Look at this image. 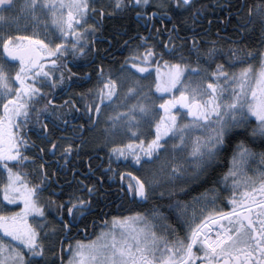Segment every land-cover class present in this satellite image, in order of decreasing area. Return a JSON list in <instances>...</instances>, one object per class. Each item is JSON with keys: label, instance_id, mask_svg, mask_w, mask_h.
<instances>
[{"label": "snow or ice", "instance_id": "6c2138e0", "mask_svg": "<svg viewBox=\"0 0 264 264\" xmlns=\"http://www.w3.org/2000/svg\"><path fill=\"white\" fill-rule=\"evenodd\" d=\"M97 3L98 0H0V170L4 174L0 186V264H46L47 261L39 230L45 212L39 199L41 192L50 186V176L44 164H40L37 182L29 180L23 169L30 164L35 166V160L27 154L29 142L21 128L34 118L42 142L50 146L53 155L59 151L65 164L80 148L72 138L60 144L50 133L49 125L55 127L57 120L68 123L64 113L58 111L62 105L47 100L42 107H36L49 95L37 86L38 77L42 78L40 84L51 88L64 80L63 75L56 78L51 70H46L45 58L54 57L51 64L55 67L67 55L83 57L90 53L89 46L95 43V34L100 31L105 16L135 12L138 18L152 21L157 12L148 15L146 11L152 7L165 9L163 14L170 20L173 17L166 11L169 7L175 16L193 14L195 18L201 12L196 0H110L107 10ZM248 16L249 23L258 19L264 27V0L254 10L249 8ZM21 19L25 27L31 23L32 35L18 34ZM41 24L44 37L36 33ZM140 39L143 53L137 49L124 62L119 78L105 76L103 68L98 69L101 79L96 89L97 103L86 106L97 118L102 106L115 108L110 128H123L133 136L137 135L142 121L154 122L155 132L146 145L141 140L139 144L112 148L117 160L131 156L139 165L145 158L143 162L148 165L170 156L174 163L164 160L170 179L183 180L188 167L204 175L235 137L250 135L252 143L256 138L264 142V51L258 54L249 51L243 58L230 51V57L239 63L230 65L233 70L229 71L217 62L220 52L214 42L201 49L193 38L186 58L183 50L177 52L169 34V43L163 48L169 56H180L178 62H172L164 59L165 52L158 53L148 44L149 37ZM157 56L163 61V72L155 59ZM254 60L259 61L257 67L253 66ZM153 63L156 64L155 91L161 94L158 107L163 114L152 111L155 104L140 102L138 79L127 88L124 97L136 103H128L126 111H119L117 80L135 73H149ZM41 114L47 122L41 121ZM181 117L191 119L185 122ZM39 150L43 152L44 148ZM252 164L257 165L256 179L247 172ZM132 180L135 183L129 182L127 191L140 201H147L158 183L155 174L147 178L132 177ZM222 182L226 187L231 184L229 211L217 206L216 188L193 197L190 205L177 202V221L183 236L158 210L153 211L151 218L140 214L114 216L110 225L105 222V229L95 240L77 241L74 247L68 245L67 264H264V152L253 151L241 141ZM80 183L83 185L80 190L90 198L71 195L66 204L57 205L69 218L65 220L61 215L65 230L77 226L78 218L90 212L91 197L99 191L95 184ZM20 203L23 207L19 212L7 208ZM29 216L41 219L35 220L33 226Z\"/></svg>", "mask_w": 264, "mask_h": 264}, {"label": "flooded vegetation", "instance_id": "af4514ba", "mask_svg": "<svg viewBox=\"0 0 264 264\" xmlns=\"http://www.w3.org/2000/svg\"><path fill=\"white\" fill-rule=\"evenodd\" d=\"M236 1L238 0H217V2H223L221 11L224 12L229 11L231 5ZM239 1H241L242 8L247 7V11L249 8L254 10V6L260 3V0ZM109 3L110 0H98L97 6L103 4L107 10ZM146 11L148 15H151V12H157V16L152 21H147V17L138 18L135 12L121 13L116 15V18L105 16L101 22L100 31L95 34V43L89 46L91 52L83 57L67 55L55 67L51 64V60L54 57L45 58L46 70H51L56 78L61 75L64 77L63 82H58L57 87L51 88L47 84L42 85L39 83L42 78H37V86L41 87L42 91L49 95L36 107L40 108L47 100H51L54 105L63 106L58 111L64 113V118L68 121L67 124H63L57 120L55 127L50 124L51 135L60 144L65 143L68 138H72L74 145H80L79 151L74 152L68 158L67 164H65L64 157L60 155L59 151L53 155L49 150L50 146L42 142L39 135L40 128L34 118L31 123L20 130L29 142L27 154L35 160V166L30 164L23 169L28 174L29 180L32 183L37 182L40 164H44L45 170L50 176V186L41 192L39 199V203L45 212V217L43 218L44 226L39 230L47 257L46 264H61V257H63V264H67L69 258L68 245L72 244L74 247L77 241L88 243L95 240L101 234V231L105 229V222L107 221L110 225L114 216L134 217L140 214L151 218L153 211L158 210L168 218L169 223L177 228L181 236L184 234L177 221L178 212L175 205L178 201L175 202L173 208L169 209L156 205L157 201L162 200V198H168L171 194H164L163 196L150 194L151 206L139 207L137 205L139 198L133 197L127 191V184L130 182L129 178L121 180V174L114 172L113 166L117 162L115 161L116 157H114L102 139L103 137L98 133L97 126L94 125V123L99 122V117L97 118L94 113L88 112L86 107L92 105L89 103L90 100H96V89L101 79L98 69L103 68L104 74L107 76L110 73L107 72L109 68H106V66L112 65L115 67L121 57L137 49L144 51L140 39L142 36L149 37L148 44L153 46L154 40L156 38L160 40L162 36H164L165 44H168V37L171 34L172 43L177 45V43L187 38L192 39V37H195V39H199L205 33L213 30L217 42L228 40L235 44L237 40L234 38V32L238 31L243 38L245 35L243 29L251 27L258 19L254 20L253 23H249L250 18H248L247 23L242 24L234 18L237 12L225 13L224 16L217 12L209 20L206 29L186 36L183 35V31L179 29V26L174 23L173 18L170 20L168 16L163 14L165 9L152 7ZM166 11L172 16L171 7L166 9ZM96 19L99 20V17H96ZM116 19L121 22L127 19L131 24L126 27H123L124 24H122L123 26H117L116 30L109 28L111 25L108 21ZM196 21L199 24V16H197ZM24 24V20L21 19L18 34L32 35L33 28L31 23L27 27ZM173 24L176 25L175 30L173 29ZM13 31H16L15 27ZM36 33L41 37L46 35L43 24L36 29ZM258 63L259 61L253 62V66L257 67ZM10 75H14V71H10ZM116 76H112V78ZM66 101L68 103H65ZM0 113H2V107H0ZM41 121L47 122L44 114H41ZM101 145L108 148V150L99 147ZM246 146L253 151L264 152V145L257 147L255 144H251V146ZM40 148H44V151L40 152ZM255 166L257 165L252 164L250 167L254 168ZM3 181L4 174L0 170V186H2ZM81 181L89 186L95 184L99 191L96 192L94 197H91L92 206L90 212L78 218L76 221L77 226L65 230L61 223V215L64 216L65 220L69 218L66 213H61L57 205L66 204L71 195L83 196L85 199L90 198L86 192L80 190L83 187L80 183ZM0 201H2V190H0ZM179 202L188 203L186 201ZM22 207V203L7 205L8 209L15 212L21 211ZM37 219L41 218L28 217L29 223L33 224V226H35L34 221Z\"/></svg>", "mask_w": 264, "mask_h": 264}, {"label": "trees", "instance_id": "16d2710c", "mask_svg": "<svg viewBox=\"0 0 264 264\" xmlns=\"http://www.w3.org/2000/svg\"><path fill=\"white\" fill-rule=\"evenodd\" d=\"M197 8L201 9V12L198 15H195V18L193 17V14H188L185 16H175L173 13V10L171 8V13L174 19V23L179 26V29L183 31V35L190 36L191 33H197L200 32V30H204L207 28V24L211 18L215 15V13H221L222 16L225 15V13L230 12H237L235 15V19L239 20V23L245 24L248 21V11L247 7L242 8L241 1H236L233 5H231V9L229 11H221V6L223 5V2H217V0H196ZM219 6V8H217ZM195 13V10H194ZM197 16H199V24L196 21ZM112 18H116V15ZM224 18V17H223ZM119 21V20H118ZM116 20H110L108 23L111 25L113 30H116L117 26H123V27L129 26L131 23L130 21H127V19H124L123 22L119 21L118 23ZM118 24V25H117ZM238 24V23H237ZM252 27V28H251ZM251 27H247L243 29L245 31V35L242 38V35L235 31L234 38L237 40L235 44L231 43L228 40H220V42H217V39L215 35L213 34V30L211 32L205 33L202 37H199V39H196L201 49L207 48L211 43H215L216 46L219 49V57L217 62L223 63L225 67H229L230 65H233L234 63L238 64L239 61L235 59V57H230V51H236L241 58L244 57V55L251 51L253 53H259L260 51H264V27H261L259 20H256L254 24ZM203 28V29H202ZM195 37H192V39ZM192 39L187 38L184 41H181L177 43L176 49L179 53V50H183V53L186 58H189V49L192 47ZM165 44L164 36L159 40L156 38L154 40V48L155 50L159 52H165L164 59L170 60L172 62H178L180 60L179 54L175 56H169L167 54L166 49L163 48V45ZM136 51V50H135ZM132 51L131 53H127L121 59L116 63L115 67L112 65L106 66L108 69V73H110L111 76H116L122 71L121 66L124 64V62L135 52ZM141 53H143V50H139ZM159 63H163L162 60H159V57L157 56L155 58ZM191 61H195V57H190ZM258 60H254L253 62H256ZM155 64V63H153ZM229 65V66H228ZM214 67V65H213ZM109 75V74H108ZM90 104L94 105L97 103L96 100L89 101ZM94 116V115H93ZM94 125L98 126V123H94ZM251 129L249 128V132ZM252 137L250 135L245 136H239L233 138L227 145V148L225 151L221 153V155L217 158L216 161H214L211 164V167L208 169V171L199 177V179L195 180L188 186L184 188L183 191L181 189L178 191V193L171 194L168 198H162V200L157 201V206H163L166 209L172 208L177 201H192L193 197L199 196L201 193L207 191L211 188H216L219 191V197L217 199L218 206L221 207L225 211H229L231 208L229 205L226 204L224 201L225 197H229L231 195V184L229 183L227 188L225 189L223 186V177L228 172L229 168L231 167V158L233 153L236 150L237 145L243 141L246 145L255 144L257 147L260 145H264V142H262L259 138H256V142L252 143ZM101 148L107 149L105 146L101 145L99 146ZM116 164L113 166V170L116 174H121L125 179L130 180V182L135 183L134 180L128 175V172L126 170L127 163L124 161L117 160ZM132 172V171H131ZM135 174V173H134ZM139 207H150L151 201L148 199L147 201H140L137 203Z\"/></svg>", "mask_w": 264, "mask_h": 264}, {"label": "rangeland", "instance_id": "374dc122", "mask_svg": "<svg viewBox=\"0 0 264 264\" xmlns=\"http://www.w3.org/2000/svg\"><path fill=\"white\" fill-rule=\"evenodd\" d=\"M159 64L161 66L160 67L161 72L165 71V69L163 68V63H159ZM232 70L233 68L229 69V71ZM121 72L114 79L119 78L121 76ZM132 72L135 73V70L133 69ZM149 73H143V74L135 73V76H128L126 79L117 80L119 86V96H120L119 104L121 105L119 111H126V105L128 103H136V100H125L124 97H125V93L127 92V88L130 85L134 84L138 79L139 84L137 87H138V91L141 93V95L139 96L140 102L149 104L150 106L155 104L156 106L152 107V111L163 114V110L159 109L158 107V104L161 102L160 99L158 98L161 97V94L155 91V86H154L156 81V64H152V66L149 69ZM164 95L167 96L168 94H164ZM114 114H115V108H105L102 106L101 115L99 116V122L97 126L98 133L103 137L102 139L104 140L105 144L108 146L111 152H112V148L124 147L127 144H139L141 140L144 141L145 145L150 142L155 132L154 122L142 121L141 126L137 131V135L133 136L131 132H127L123 128H116L114 130L110 128V125L112 124L110 117L113 116ZM181 119H184L186 122L187 120H190L191 117H187V118L181 117ZM161 151L163 152V150ZM144 159L145 158H142V163L139 165L135 164L131 156H129L127 159L121 157L120 161H124L127 163L126 170L130 171L128 172V175L130 173L131 178L132 177L147 178L150 175L155 174V176L158 179V183L155 185V190L151 191L150 194H160L161 192L164 193L165 195L173 194L174 192H178L181 189V187L185 188L186 186H188L189 184H191L192 182H194L195 180L199 179V177L202 176L199 175L198 171L194 170L193 167H188V171L185 177L183 178V180H173L170 179L169 173L167 171V164L164 163L165 159L170 163H174V161L171 160L170 156L163 157L161 161H158L155 164L149 163L148 165L144 164L143 162ZM162 164H164L163 171H161ZM256 170H257V166H255L254 168L250 167L249 169H247L248 175L253 176L254 179L258 178L254 175ZM236 195L239 196V192H237ZM230 196L225 197L224 201L231 208V205L229 204ZM218 197H219V191H218ZM187 204L190 205L191 202L189 201ZM217 206H218V201H217ZM191 210L192 209L189 208V214H191ZM197 211L199 210L197 209Z\"/></svg>", "mask_w": 264, "mask_h": 264}]
</instances>
